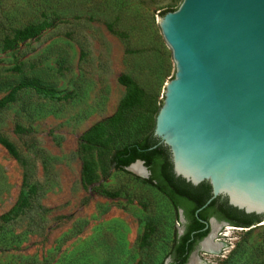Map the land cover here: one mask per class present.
Wrapping results in <instances>:
<instances>
[{"label": "rangeland", "instance_id": "374dc122", "mask_svg": "<svg viewBox=\"0 0 264 264\" xmlns=\"http://www.w3.org/2000/svg\"><path fill=\"white\" fill-rule=\"evenodd\" d=\"M181 1L0 0V76L33 73L54 89H22L0 112V135L27 161L0 144V215L17 202L26 172L35 186L30 207L0 229V264L170 263L184 222L169 198L129 169L111 167L108 177L98 170L85 186L78 148L85 130L115 112L126 91L121 74L163 100L175 62L158 21ZM42 22L48 27L40 35L5 47L17 29ZM142 122L132 123L131 139L142 134ZM98 187L119 195L104 196ZM148 223L154 231L141 245ZM218 224L219 252L199 250L207 264H264V221Z\"/></svg>", "mask_w": 264, "mask_h": 264}, {"label": "water", "instance_id": "95a60500", "mask_svg": "<svg viewBox=\"0 0 264 264\" xmlns=\"http://www.w3.org/2000/svg\"><path fill=\"white\" fill-rule=\"evenodd\" d=\"M158 23L175 74L153 135L169 150L173 173L211 185L204 206L222 197L264 221V0H182ZM136 163L149 178L141 159L126 169Z\"/></svg>", "mask_w": 264, "mask_h": 264}, {"label": "trees", "instance_id": "16d2710c", "mask_svg": "<svg viewBox=\"0 0 264 264\" xmlns=\"http://www.w3.org/2000/svg\"><path fill=\"white\" fill-rule=\"evenodd\" d=\"M178 7H169L161 15ZM47 27L48 23L42 22L19 28L14 32L13 37L5 38V47L15 48L19 43L37 37ZM108 27L112 29L110 25ZM118 81L126 91L115 112L93 124L81 136L78 153L82 160V183L85 186L93 185L98 177V170L104 177H108L111 167L125 170L137 159L143 160L151 172L150 177L145 181L169 198L176 210L178 220L179 209H182L187 221L184 234L177 237L176 233L170 250V254L176 258L175 264L186 263L195 244L208 234L209 228L206 224L212 216L228 220L238 227L257 225L262 219L261 216L246 214L230 206L225 198L216 197L204 206L212 195L211 185L208 182L193 186L175 176L169 150L163 144H159L158 139L153 135L155 118L163 100L159 101L128 74H121ZM9 88L10 90L0 98V112L17 99V94L22 89L34 88L38 92L54 93L52 84L33 73L25 72H20L16 76H0V92ZM137 117L143 118L138 128L142 134L131 139L130 127ZM21 129L22 127L17 125L16 131ZM0 144L18 162L26 166L27 161L14 142L0 135ZM26 188H28L27 192ZM97 192L111 198L119 195L118 191L104 187H98ZM34 193L35 186L28 183L26 172L17 202L10 210L0 215V229L23 215L30 207ZM153 231L154 226L148 223L142 235L141 245L146 244Z\"/></svg>", "mask_w": 264, "mask_h": 264}, {"label": "flooded vegetation", "instance_id": "af4514ba", "mask_svg": "<svg viewBox=\"0 0 264 264\" xmlns=\"http://www.w3.org/2000/svg\"><path fill=\"white\" fill-rule=\"evenodd\" d=\"M151 175V174H150ZM150 177V176H149ZM168 198V197H167ZM183 217V218H182ZM212 217H215V216H212ZM212 217H210V218H212ZM217 220H218V222H227V223H229V224H231V225H233V223H231L230 221H228V220H225V219H218L217 217H215ZM179 219L182 221V222H184L183 223V229L180 231V232H177V237H180V236H182L183 234H184V232H185V230H186V224H187V221H186V218H185V215H184V212H183V210L182 209H179ZM216 224V223H215ZM206 227H208L209 228V231H210V229H211V225H210V219L207 221V224H206ZM212 232H214V225H213V231ZM209 233V232H208ZM212 234V233H211ZM210 237V236H209ZM208 237V238H209ZM203 239H204V237L203 238H201L196 244H195V246H194V248L191 250V252L189 253V256H188V259H187V261H186V263L185 264H189L193 259H194V257H196V258H199L200 260H202V261H204L205 263H206V261L204 260V259H202L201 258V256L199 255V250H201L202 252H204L205 250L203 249V247H202V243L205 241H203ZM203 241V242H202ZM195 252V253H194ZM197 252V253H196ZM194 253V254H193ZM193 254V255H192ZM169 257H170V263L169 264H175V262H176V258L174 257V255L173 254H170L169 255ZM178 261V260H177Z\"/></svg>", "mask_w": 264, "mask_h": 264}, {"label": "bare ground", "instance_id": "6f19581e", "mask_svg": "<svg viewBox=\"0 0 264 264\" xmlns=\"http://www.w3.org/2000/svg\"><path fill=\"white\" fill-rule=\"evenodd\" d=\"M133 171H135L137 174H144V169L141 166L140 163H136L132 166ZM216 222H214L212 224V227L214 225V232H211L212 234H210L205 241L202 243V247L206 252L209 253H217L219 252V250L222 247V244L219 242H216L214 240L215 235H216V231H217V225L215 224ZM218 224V223H217ZM219 225V224H218ZM194 254V253H193ZM192 254V255H193ZM189 264H207L204 261L200 260L199 258L194 257V259L189 263Z\"/></svg>", "mask_w": 264, "mask_h": 264}]
</instances>
